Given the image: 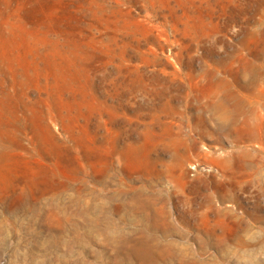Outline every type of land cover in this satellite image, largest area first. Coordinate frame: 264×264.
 Masks as SVG:
<instances>
[{"label": "rangeland", "instance_id": "obj_1", "mask_svg": "<svg viewBox=\"0 0 264 264\" xmlns=\"http://www.w3.org/2000/svg\"><path fill=\"white\" fill-rule=\"evenodd\" d=\"M252 134L264 0H0V264H264Z\"/></svg>", "mask_w": 264, "mask_h": 264}, {"label": "bare ground", "instance_id": "obj_2", "mask_svg": "<svg viewBox=\"0 0 264 264\" xmlns=\"http://www.w3.org/2000/svg\"><path fill=\"white\" fill-rule=\"evenodd\" d=\"M250 140L255 141L258 144L257 147H255V151H257L260 154H263L264 149L261 146V144L264 141L263 137H261V135L258 134H252L250 135Z\"/></svg>", "mask_w": 264, "mask_h": 264}]
</instances>
